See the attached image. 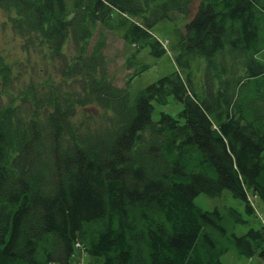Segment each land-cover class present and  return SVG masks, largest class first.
Segmentation results:
<instances>
[{
    "label": "trees",
    "instance_id": "trees-1",
    "mask_svg": "<svg viewBox=\"0 0 264 264\" xmlns=\"http://www.w3.org/2000/svg\"><path fill=\"white\" fill-rule=\"evenodd\" d=\"M194 1L0 0L24 48L48 50L27 80L0 56V264H70L76 250L101 264H224L231 248L264 258L263 225L238 236L236 208L194 202L227 189L247 215L264 202V0H200L192 14ZM165 19L176 68L131 99L147 65L115 85L93 35L120 34L132 66L144 47L166 54L152 32ZM169 96L180 111L154 121Z\"/></svg>",
    "mask_w": 264,
    "mask_h": 264
},
{
    "label": "rangeland",
    "instance_id": "rangeland-1",
    "mask_svg": "<svg viewBox=\"0 0 264 264\" xmlns=\"http://www.w3.org/2000/svg\"><path fill=\"white\" fill-rule=\"evenodd\" d=\"M199 1L200 0H195L191 6L192 14L196 11L195 9ZM172 30L173 23L168 19H165V21H162L154 26L152 32L156 34L157 38L160 41H163L164 46L167 47L166 54L162 57H154L148 53V48L144 47L134 56L132 60L134 63L132 66H130L127 62L129 59H132L130 56L133 53L134 47L132 48L127 45L121 35L117 32L112 30L109 31L99 26L96 33L93 35L91 45L99 39L100 33L105 37L106 41L103 54L107 62L106 67L108 69L110 79H112L114 84L119 87L124 88V86H126L129 77L134 72V69L141 68L139 67L141 64L147 65L148 68H146L142 73L134 75L127 86L130 98L134 99L140 88L146 86V84L152 81H155L161 76L167 75V73L176 68L174 65L175 52L173 48V45H175V37ZM24 45L25 40L16 34L13 29H11L7 14L4 10L0 9V56L15 68L19 66L20 70L25 72L23 77L27 80L31 74L35 75V73L30 70V66L32 64L36 62L38 68L41 66L42 69L46 67L44 53L48 50L42 49L41 51H38L37 45H35V47H30L29 50H26ZM204 62L205 60L199 57L194 59L191 64L193 80L197 84H200L203 81L202 73L205 67ZM236 65L241 66V64L238 63H236ZM168 99L167 104L154 103V111L152 114V119L154 121L158 119L159 114L162 111L174 115L180 111L182 104L173 99L172 96H169ZM98 113L99 109L94 106L84 107L78 109L77 116L74 120L78 123L83 117L87 115H96ZM251 200L252 204L256 208V213L254 215H247L242 201L231 195L228 189L223 190L216 197L199 193L196 195L194 202L197 206L205 210H211L218 207L220 210L225 211L227 207L236 208L245 219L244 223H239L234 226V232L236 235L240 236V234L246 233L251 227L258 229L261 225L264 226V202L253 198H251ZM74 256L75 257L70 264H101L102 261V258L99 256L94 257L85 254L84 252L79 254L77 250ZM221 261H223L224 264H264V258H261L258 254L248 258L244 255H239L233 248L221 256ZM52 264L57 263L55 262Z\"/></svg>",
    "mask_w": 264,
    "mask_h": 264
}]
</instances>
